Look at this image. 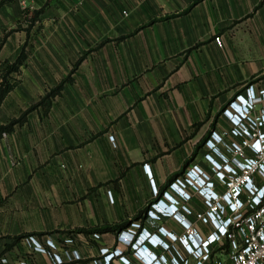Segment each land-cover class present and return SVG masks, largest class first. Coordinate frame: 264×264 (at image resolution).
I'll use <instances>...</instances> for the list:
<instances>
[{
	"label": "crops",
	"instance_id": "1",
	"mask_svg": "<svg viewBox=\"0 0 264 264\" xmlns=\"http://www.w3.org/2000/svg\"><path fill=\"white\" fill-rule=\"evenodd\" d=\"M218 34L222 46L214 40ZM32 36L30 55L22 47ZM13 43L14 52L3 59L12 62L25 53L18 75L30 58L55 67L58 84L63 81L55 97L65 88L80 91L85 105H96L97 116L113 123L110 133L117 145L98 130L82 141L74 161L86 170L87 184L114 183L120 192L114 201L106 194L91 195L80 206L82 213L65 221L66 228H94L91 242L82 237V250L88 245L106 253L124 247L117 233L127 219L140 221V230L150 231L152 239L163 236L160 226L183 232L175 217L153 219L148 211L160 199L162 207L169 202L163 192L176 195L169 185L180 169L198 164L208 170L203 155L210 148L202 145V137L228 125L223 109L237 93L262 84L264 0H0V47ZM21 134L15 129L0 133V151L9 155L18 149ZM31 144L49 145L39 139ZM193 201L194 209L201 206ZM94 231L101 237L92 238ZM20 239L1 241L0 264H53L51 255L32 244L31 255L22 253ZM146 244L142 249L160 251ZM55 249L49 250L62 254ZM136 249L129 254L135 264ZM111 256L112 264H125ZM63 263L92 264L83 258Z\"/></svg>",
	"mask_w": 264,
	"mask_h": 264
},
{
	"label": "rangeland",
	"instance_id": "2",
	"mask_svg": "<svg viewBox=\"0 0 264 264\" xmlns=\"http://www.w3.org/2000/svg\"><path fill=\"white\" fill-rule=\"evenodd\" d=\"M34 41L35 36H32L22 47L30 55L33 54ZM14 44L10 47H0V67L5 60L10 61L9 58L3 57L12 55L16 48ZM29 61L26 63L25 73L18 75L14 72L10 76L15 87L7 94L0 107V124L9 123L32 108L22 122L15 125V130L23 132L19 138L21 146L18 149H10V156L0 151V256L1 241L9 240V243H15L16 237L22 235L18 249L25 255H31L28 251L29 240L30 236H33L37 246L40 248L41 243L48 255L52 256L53 264L72 263L79 258L87 259L92 264H95V259L101 264H112L111 253L117 247L102 253L100 249L96 252L93 249L90 251L87 245L84 251L80 248L82 237L86 236L91 242L88 237L90 231H81L80 227L66 228L65 221L71 219L74 213L81 214L80 206L91 195L106 194L110 201H114L120 192L116 191L114 183L107 182L102 186L87 184L86 170L82 163L74 161L81 153L82 141L98 130H101L102 134L109 133L111 141L113 136L115 141L112 142L117 145L115 134L110 133L113 123L109 124L105 119L98 117L96 105H85L80 91L77 90L70 91L65 88L55 97L61 87L48 100L42 101L44 96L60 84L57 69L48 65L42 67L31 58ZM41 101L43 103H40ZM204 137L202 145L204 142L206 145L210 136L207 139ZM37 139L49 143L48 148L33 146L32 141ZM157 150L160 151V148ZM158 155L161 156L162 153L153 155L152 160ZM203 157L208 160L210 158L207 153H204ZM187 170L180 169L174 180L184 175ZM156 190H160V187L153 186L154 194H158ZM193 200L194 196L185 202L191 210L194 209ZM186 216L194 222L193 214L187 213ZM32 232L36 234H30ZM91 236L98 239L101 233L94 231ZM123 244L124 247L120 246L123 254L117 255L121 261L124 260L122 255L129 258L133 247ZM49 249H55L62 254L56 256Z\"/></svg>",
	"mask_w": 264,
	"mask_h": 264
},
{
	"label": "built area",
	"instance_id": "3",
	"mask_svg": "<svg viewBox=\"0 0 264 264\" xmlns=\"http://www.w3.org/2000/svg\"><path fill=\"white\" fill-rule=\"evenodd\" d=\"M214 40L223 45L222 35ZM223 115L228 125L213 130L206 140L210 170L195 164L171 182L176 195L166 193L167 204L162 207L160 199L149 209L153 219L161 215L175 217L183 225V232L160 226L163 236L152 239L150 231L140 230V221L119 231L122 243L128 244L132 236L142 234L144 238L149 235L153 246L159 248L142 249L147 245L139 241L133 253L137 264H264V80L257 87L250 84L237 93L224 107ZM111 139L115 141L113 136ZM145 168L156 188L149 164ZM193 196L201 206L191 210L185 202ZM187 213L193 214L200 225L190 221ZM29 242L36 250H46L41 243L40 248L37 246L33 236ZM121 254L123 249L117 247L111 255ZM121 258L125 264H135L125 255ZM94 261L101 264L98 259Z\"/></svg>",
	"mask_w": 264,
	"mask_h": 264
},
{
	"label": "trees",
	"instance_id": "4",
	"mask_svg": "<svg viewBox=\"0 0 264 264\" xmlns=\"http://www.w3.org/2000/svg\"><path fill=\"white\" fill-rule=\"evenodd\" d=\"M39 12V11H38ZM37 12V13H38ZM33 18V17H31ZM25 57V53L22 52L20 57L18 59H16L15 61H5V63H3V65L0 67V107L5 99V97L7 96V94H9L15 87V83L13 81H11V75L14 72H18L20 70V66L23 62V59ZM63 86V81L56 87L54 88L51 92L48 93V95L44 96L42 101L48 100L49 97L55 93H57L61 87ZM40 103H43V102ZM30 110H32V108H29L26 112H24L20 117L13 119L12 121H10L9 123L6 124H0V133L2 132H6V131H12L15 129V125L17 123H21L22 120L24 119V117L26 116V113H28ZM177 176V174H174L173 177L171 178V180ZM130 222V219L125 220L123 223H121L119 225V227H126ZM79 230L81 231H92L93 229H86V228H80ZM96 230H102L100 228H97ZM30 234H36V232H32ZM22 237V235L17 236V239H20ZM228 242H225V245L227 246ZM81 259V258H79Z\"/></svg>",
	"mask_w": 264,
	"mask_h": 264
},
{
	"label": "clouds",
	"instance_id": "5",
	"mask_svg": "<svg viewBox=\"0 0 264 264\" xmlns=\"http://www.w3.org/2000/svg\"><path fill=\"white\" fill-rule=\"evenodd\" d=\"M242 105V107H244V104L242 103L241 104ZM167 192H165L164 194H165V196L167 197V194H166ZM146 230H144V228H143V232H145ZM142 232V233H143ZM150 238H152V237H150ZM150 238H149V235H147L145 238H144V236L142 235V234H140V235H134V236H132V238L130 239V242L128 243V245H132L133 246V248H135L134 247V245H138L139 244V241L143 244V245H147L146 244V241L147 242H150L151 244H152V242H151V240H150ZM153 245V244H152Z\"/></svg>",
	"mask_w": 264,
	"mask_h": 264
}]
</instances>
